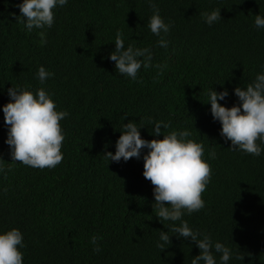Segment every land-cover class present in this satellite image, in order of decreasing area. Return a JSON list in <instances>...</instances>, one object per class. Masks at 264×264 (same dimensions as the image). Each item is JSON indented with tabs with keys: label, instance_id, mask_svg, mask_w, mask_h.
Returning a JSON list of instances; mask_svg holds the SVG:
<instances>
[{
	"label": "trees",
	"instance_id": "1",
	"mask_svg": "<svg viewBox=\"0 0 264 264\" xmlns=\"http://www.w3.org/2000/svg\"><path fill=\"white\" fill-rule=\"evenodd\" d=\"M20 3L0 0V231L22 232L24 264H191L200 251L191 240L169 232L172 243L163 251L156 246L168 229L155 217L154 186L143 176L147 149L127 162L105 157L115 152L123 123L148 118L170 127L157 137L146 125L144 139L186 129L204 145L212 170L205 207L183 219L230 247L229 264H264V153L233 150L205 103L214 87L229 92L221 104H238L235 88L264 71V29L254 25L264 0H155L172 25L167 48L147 27L153 13L147 0H69L54 10L50 29L31 32L21 23ZM218 8L222 19L207 25L200 14ZM40 31L47 34L43 47ZM117 32L125 47L152 50L151 67L141 68L138 81L109 59ZM40 66L54 73L44 84L36 78ZM12 86L43 87L57 110L68 112L55 168L12 162L2 111ZM93 235L102 238L99 253Z\"/></svg>",
	"mask_w": 264,
	"mask_h": 264
},
{
	"label": "clouds",
	"instance_id": "2",
	"mask_svg": "<svg viewBox=\"0 0 264 264\" xmlns=\"http://www.w3.org/2000/svg\"><path fill=\"white\" fill-rule=\"evenodd\" d=\"M68 2L69 0H22L18 5L21 23L29 32L33 29H50L55 21L54 10L62 8ZM147 2L153 10L147 27L159 37L158 46L167 48L169 42L166 36L172 25L160 15L155 0ZM200 15L209 26L222 19L220 8ZM254 25L257 29H264V15L255 14ZM39 35V43L43 47L48 42L47 34L40 31ZM114 43L115 50L109 54V59L115 62L116 71L132 81H138L141 68L151 67V48L132 45L125 47V40L120 32H117ZM53 75L44 66H40L36 78L44 84ZM234 93L239 103L227 107L220 101L228 97V90L217 91L212 87L206 94L205 103H210L213 119L222 126L220 135L231 142V148L259 157L264 153V71L257 73L246 87H236ZM7 94L10 100L2 111L7 127L5 143L10 146L12 162L37 169L55 168L63 159L61 149L65 135L60 121L69 115L68 112L58 111L51 94L43 87L33 92L12 86L7 89ZM149 124L152 125L150 132L157 137L162 129L170 127L168 123L152 118L139 125L129 120L119 129L122 134L115 143V152H106L105 157L112 162L118 163L122 159L127 162L130 158L140 159L142 151L147 149L143 155V176L154 186L152 207L155 217L168 229L160 231L156 242L161 251L172 243L171 236L175 235L178 239L191 240L199 248V254L194 256L191 264H229L234 257L230 247L214 241L208 234L193 230L187 220L183 219L186 214L191 215L205 207L202 193L211 180L212 170L204 159V145L189 139L191 132L186 129L167 134L163 131V139H144L140 129ZM210 155L214 156L215 153ZM4 171V166L0 163V172ZM165 222H172V226L169 227ZM101 239L96 235L91 237L90 243L96 253L101 251ZM23 247L24 237L18 228L0 231V264H24V254L21 251ZM235 258L244 260L243 256Z\"/></svg>",
	"mask_w": 264,
	"mask_h": 264
}]
</instances>
